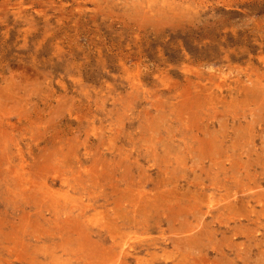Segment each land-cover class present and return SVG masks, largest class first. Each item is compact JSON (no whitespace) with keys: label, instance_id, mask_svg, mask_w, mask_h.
Wrapping results in <instances>:
<instances>
[{"label":"rangeland","instance_id":"1","mask_svg":"<svg viewBox=\"0 0 264 264\" xmlns=\"http://www.w3.org/2000/svg\"><path fill=\"white\" fill-rule=\"evenodd\" d=\"M0 264H264V0H0Z\"/></svg>","mask_w":264,"mask_h":264}]
</instances>
